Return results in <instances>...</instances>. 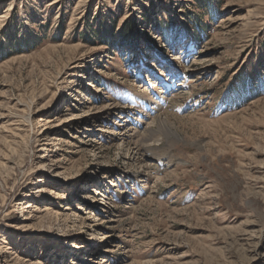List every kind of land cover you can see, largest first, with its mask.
Returning a JSON list of instances; mask_svg holds the SVG:
<instances>
[{
    "label": "rangeland",
    "instance_id": "374dc122",
    "mask_svg": "<svg viewBox=\"0 0 264 264\" xmlns=\"http://www.w3.org/2000/svg\"><path fill=\"white\" fill-rule=\"evenodd\" d=\"M0 264H264V0H0Z\"/></svg>",
    "mask_w": 264,
    "mask_h": 264
},
{
    "label": "bare ground",
    "instance_id": "6f19581e",
    "mask_svg": "<svg viewBox=\"0 0 264 264\" xmlns=\"http://www.w3.org/2000/svg\"><path fill=\"white\" fill-rule=\"evenodd\" d=\"M154 86H155V85H154ZM162 115H163V114H162ZM162 115H161V114H157L156 117H155L154 119H152V121L149 122L147 125L150 126L151 124H155V123L159 122L160 129L162 130L163 133H166V134H168V135H170V136L177 137L176 132H174V131L172 130V128L169 126V123H168L167 119H166V118H163ZM149 126H147V127H149ZM149 128H150V127H149ZM152 128H153V127H152ZM150 130H151V129H150ZM150 130H148L147 128H144V130H143V132H142V134H141L142 138L145 137V136L147 135V133H148ZM153 131H154V130H153ZM153 133H154V132H153ZM138 135H139V134H138ZM257 254L259 255V253H257V249H256L253 255L258 256ZM256 256H253V258L256 257Z\"/></svg>",
    "mask_w": 264,
    "mask_h": 264
}]
</instances>
